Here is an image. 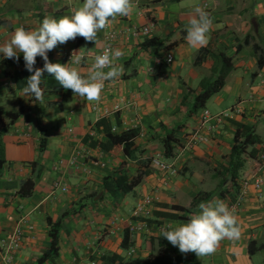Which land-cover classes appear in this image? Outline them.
I'll use <instances>...</instances> for the list:
<instances>
[{
	"label": "crops",
	"instance_id": "0c3cea01",
	"mask_svg": "<svg viewBox=\"0 0 264 264\" xmlns=\"http://www.w3.org/2000/svg\"><path fill=\"white\" fill-rule=\"evenodd\" d=\"M82 3L83 0H0V44L6 43L17 27L35 30L45 17L70 15L71 9ZM133 4L129 16L117 17L108 27L117 34L113 49L123 52L116 64L123 67L124 73L105 82L99 102L75 96L60 84L49 87L43 78L41 105L18 89L13 75L23 65L15 58L0 55V116L2 111L20 112L3 137L0 246L12 235L20 217L25 216L27 223L22 226L14 264H37L50 244L48 220L61 223L59 253L55 263L43 264H119V258L127 261L155 255L162 228L186 223L192 214L200 212V204L192 205L198 194L212 192L206 202L221 200L230 207L235 203L240 181L256 175L263 179V185L258 191L250 188L233 210L240 238L223 240L214 254L198 260L200 264H264V65L258 67L261 52L255 50L256 45L262 48L264 56V0H133ZM195 7L208 12L213 23L208 43L193 48L186 41V29ZM144 26L150 27L148 35L132 36L127 32ZM105 31L98 33L97 45L83 37L68 41L64 47L58 45L48 53L49 60L67 64L71 58L67 59L65 53L83 47L85 60L68 66L87 77L104 45ZM247 34L249 42L243 44ZM152 39L161 45L143 47ZM204 49L203 58L196 61ZM166 53L173 55L171 64L159 59ZM221 54L232 58L233 69L205 108L211 114L224 113L226 118L220 124L210 121L212 129L203 128L207 143L190 151H180L176 145L179 156L173 163L177 173L169 176L155 164L156 156L166 159L161 140L173 132L183 143L197 129L202 110L190 112L193 95L218 75ZM40 61L38 56V68ZM46 76L55 79L47 72ZM124 99H135L136 110L124 106L104 118L115 128L113 133L138 131L125 162L123 155L114 156L84 142L85 137L104 140L96 123L104 110H111ZM236 123L252 127L260 142L252 147L257 151L256 158H248L240 179L232 182L222 172L233 145ZM41 139L43 148H39ZM145 160L147 166L140 162ZM119 171L130 177L144 171L148 174L134 192L110 194L103 189V178ZM28 178L33 180L34 188L30 196L22 197L18 189ZM148 194L154 195L155 203L141 219L146 227L131 233L129 226L138 222L132 217L135 203ZM171 205L186 211L170 209ZM162 212L187 219L166 218ZM127 232L128 246L124 248ZM252 241L262 248L250 254L248 245ZM132 249L134 254L128 255ZM0 264H5L1 257Z\"/></svg>",
	"mask_w": 264,
	"mask_h": 264
},
{
	"label": "clouds",
	"instance_id": "9594fccd",
	"mask_svg": "<svg viewBox=\"0 0 264 264\" xmlns=\"http://www.w3.org/2000/svg\"><path fill=\"white\" fill-rule=\"evenodd\" d=\"M133 8V0H83L81 6L71 9L70 15L59 19L45 17L35 30L17 27L11 38L0 44V55L19 61L20 54H23L25 67L33 74L27 78L22 92L40 101L41 105L44 101L42 77L45 72L53 75L63 88L72 90L75 96L99 102L105 82L114 81L124 73L123 67L116 64L123 56L120 49L105 47L101 55L95 56L87 77H83L75 67L68 66L69 63L80 65L85 60V48L73 50L67 64L52 63L48 53L77 37L97 45L98 33L106 30L117 17L129 16ZM212 23L208 12L195 7L186 29L187 43L193 48L206 45ZM38 56L44 60L42 68L35 67ZM199 209L200 212L192 214L188 222L175 227L168 224L162 228V237L178 247L181 253L194 252L198 257L214 254L225 239L236 241L240 238L238 218L225 202H202Z\"/></svg>",
	"mask_w": 264,
	"mask_h": 264
},
{
	"label": "trees",
	"instance_id": "16d2710c",
	"mask_svg": "<svg viewBox=\"0 0 264 264\" xmlns=\"http://www.w3.org/2000/svg\"><path fill=\"white\" fill-rule=\"evenodd\" d=\"M250 35L247 34L244 38L243 44H248ZM161 45L159 42L155 43V40H148L143 43V47ZM242 45L237 46L239 50ZM255 50L261 53H258V67L264 65V56H262V48L255 46ZM206 50H202L200 55L196 58V61H199L203 58ZM222 66L220 72L215 76L211 81L207 82L205 86L201 89L200 92L193 95V102L190 109L191 113H196L198 110L205 108L206 102L217 92H219L225 84V79L233 69L232 58L225 57L221 54ZM19 64L23 65V68L14 73V78L16 80L18 89H23L26 86L27 78L32 75L26 67L23 56L19 58ZM38 57L35 67L38 68ZM44 66V60L41 57L40 68ZM46 84L49 87L59 86V82L54 78H49L44 73ZM20 112H11V111H2L0 116V167L4 163V142L3 137L9 131L11 124H13L18 117ZM7 119L10 120L7 123ZM235 132L233 136V145L230 149L229 154L226 156V163L223 165L222 175L228 176L229 180L236 182L240 179L241 171L245 166V163L248 158H256V149L252 147L260 142V137L254 132L253 128L245 124L236 123ZM97 130L104 136V140H89L88 137L84 138V142L88 143L90 147L100 148L114 156L125 157L128 152V148L131 147V141L138 135L136 129H129L121 131L119 133L111 132V124L108 118H101L96 123ZM163 154L166 159H171L174 156L175 147L179 143V140L174 136L173 132H169L165 138L162 140ZM44 139H41L39 142V148H43ZM122 147V148H120ZM251 147V149H250ZM130 154V153H129ZM148 165L145 163V166ZM148 174V171L139 172L134 176H128L125 171H119L117 174L111 177L103 178V189L110 194L121 193L128 194L134 192L135 188L141 183L142 179ZM34 188V182L32 179H26L19 187L18 194L22 197H27L32 194ZM212 192H204L198 194L193 200L192 205H198L202 202H206ZM168 207V206H165ZM170 209L178 211H186L184 208L176 205L169 206ZM161 216L171 219H187L185 216H177L175 214L162 212ZM48 225L50 227V244L48 249L38 258L37 264H43L45 262L55 263L58 258L59 253V229L61 226L60 221L52 222L48 220ZM154 242V241H153ZM122 246L126 248L128 246V232L125 234ZM157 254H149L144 258H134L127 261H123L122 258H119V264H200L198 256L194 252L181 253L178 247L170 244L166 238L160 236L156 239ZM262 245H255L252 241L248 245V251L250 254L260 250Z\"/></svg>",
	"mask_w": 264,
	"mask_h": 264
},
{
	"label": "built area",
	"instance_id": "2783aa9c",
	"mask_svg": "<svg viewBox=\"0 0 264 264\" xmlns=\"http://www.w3.org/2000/svg\"><path fill=\"white\" fill-rule=\"evenodd\" d=\"M127 32H130L132 36H137L138 34L148 35L150 33V27L144 26L140 28H132L129 29V31ZM116 37L117 34H115L113 31L107 28L103 35L104 45L100 50V52L98 53V55H101L103 53L105 47L110 46L111 48H113V41L116 39ZM61 45L62 47H64L66 44H61ZM71 54L72 51L69 50L65 53V57L67 59H70ZM159 59L165 64H171L173 61V55L171 53H166L162 55V57H160ZM124 106L136 110V100L124 99L119 101L112 107L111 110H104L102 113V118L107 117L109 113L120 112ZM93 109L96 110V107H94ZM224 118H226V114L224 113L211 114L209 110L203 108L201 111L197 129L193 130L190 134H188L185 137L184 142L178 143L177 147L180 148V151H190L193 150L195 147H197L199 144L207 143L208 137L202 133L203 128L206 127L208 130L212 129L213 125L210 123V121H213L215 124H220L224 120ZM114 131L115 128L111 127V132ZM178 156L179 154L177 153V151L174 152V156L171 159L160 160L159 156H156L155 159L158 161H156L155 164L158 166L159 169L167 172L169 176L176 175L177 169L173 163V160H175ZM261 159L262 160L264 159V155L261 156ZM262 185H263V179L256 175H252L250 177L241 180L239 184V190L236 195L235 203H233V205H231L229 208L231 210H234L237 207H239L241 200L244 198L245 194L250 188H253L254 190L258 191ZM55 187H59V184L55 183ZM61 189L62 191L67 190L66 187H61ZM154 203H155V197L153 194H148L142 197L141 201H139L134 207L132 213V217L136 218L138 222L137 224H133L129 226L128 229L129 232L134 233L137 231H142L143 228L146 227V223L143 220L145 215L147 216L149 214L147 212V209L152 208L154 206ZM142 218L143 220H141ZM26 223L27 222L25 216L20 217L12 235L9 238L2 241V245L0 246V257L5 264H14L15 256L18 252V247L22 238L21 236L22 226H25ZM134 252L135 251L132 249L131 251H129L128 255H133ZM88 264H97V263L91 261Z\"/></svg>",
	"mask_w": 264,
	"mask_h": 264
},
{
	"label": "rangeland",
	"instance_id": "374dc122",
	"mask_svg": "<svg viewBox=\"0 0 264 264\" xmlns=\"http://www.w3.org/2000/svg\"><path fill=\"white\" fill-rule=\"evenodd\" d=\"M140 162H141V164H145V163L148 162V161L145 160V161H140ZM127 198H128V201H129V202L132 201V196H128ZM136 204H137V203H135V206H136ZM135 206H134V207H135Z\"/></svg>",
	"mask_w": 264,
	"mask_h": 264
}]
</instances>
